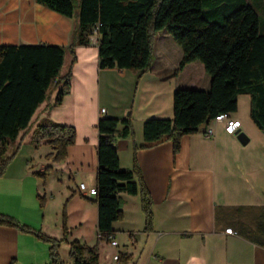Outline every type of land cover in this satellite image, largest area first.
<instances>
[{"label": "crops", "instance_id": "crops-1", "mask_svg": "<svg viewBox=\"0 0 264 264\" xmlns=\"http://www.w3.org/2000/svg\"><path fill=\"white\" fill-rule=\"evenodd\" d=\"M76 26L75 17L63 16L36 0H0V46L69 47ZM75 56L70 93L60 106L47 109L56 93L51 95L29 128L9 145L8 156L17 154L0 177V215L61 240L66 208L68 242L98 244L100 264H264V133L250 118L248 95L238 96V109L230 114L241 123L236 134H228L223 123H212V137L203 132L184 136L176 157L170 141L138 149L137 161L153 199L154 231H143L140 197L119 193L124 219L112 225L118 247L100 240L95 196L79 190L80 184L87 191L96 188L99 120L131 114L134 138H119L116 143L121 168L131 169L134 146L148 145L144 122L172 119L175 91H208L211 78L200 62L174 75L183 51L166 31L157 34L152 69L145 73L101 70L99 47L93 43L77 46ZM71 62L67 53L62 74ZM101 109L106 110L104 115ZM51 122L76 129L75 144L59 163L46 159L53 152L47 141L32 143L36 127ZM239 133L247 136L246 144L238 140ZM47 168L46 180L36 175ZM40 197L45 199L43 207ZM229 228L236 234H225ZM59 253L68 262L67 242L60 244ZM116 254L121 261L114 260ZM12 261L50 264V244L32 233L0 225V264Z\"/></svg>", "mask_w": 264, "mask_h": 264}, {"label": "trees", "instance_id": "trees-1", "mask_svg": "<svg viewBox=\"0 0 264 264\" xmlns=\"http://www.w3.org/2000/svg\"><path fill=\"white\" fill-rule=\"evenodd\" d=\"M66 17H75L77 26L69 47L53 45L0 46V177L16 156H8L9 145L25 131L36 111L48 98L56 97L47 109L61 105L70 93L72 66L77 46L91 44L89 35L98 27L99 68L148 72L154 61L155 40L166 31L183 51L175 70L178 75L188 64L200 62L211 78L208 91L179 88L173 96L172 119L144 122L148 145L134 146L133 166L123 169L116 147L119 138H134L131 114L123 119L103 117L97 129L98 171L95 202L98 205L100 240L114 234L113 223L124 219L119 193L138 195L144 214V232L154 231L153 199L146 187L137 161V150L162 141L173 144V155L180 152L184 136L201 132L217 115L235 113L238 96H250V118L264 133V29L247 0H36ZM72 62L62 74L66 54ZM47 141L53 152L48 161L59 163L68 156L76 141V129L56 123L36 127L32 143ZM50 168L36 173L46 180ZM40 205L45 199L40 197ZM0 225L32 233L50 244V264H69L62 260L59 248L69 245L70 264H100L99 245L68 242L66 208L63 211V238L57 240L21 225L14 218L0 215ZM122 257L120 256V261ZM10 264H16L12 261Z\"/></svg>", "mask_w": 264, "mask_h": 264}, {"label": "built area", "instance_id": "built-area-1", "mask_svg": "<svg viewBox=\"0 0 264 264\" xmlns=\"http://www.w3.org/2000/svg\"><path fill=\"white\" fill-rule=\"evenodd\" d=\"M98 30H99L98 27L92 29V32L89 35L91 44L92 43L97 44V45L99 44L100 35H99ZM105 113H106L105 109L100 110L101 115H104ZM212 123H223L224 129L228 134H236L238 129L240 128V125H241L240 121L232 119L230 114H228V113L219 114L207 125V127L204 130L201 131V132H203V134L206 137H212L213 136V130L210 127V124H212ZM79 190L81 191L82 194H86V195L90 194L92 196L97 195L96 188H93V189H90L87 191L86 186L84 184H80ZM225 234L235 235L236 233L233 231L232 228H229V229L225 230ZM99 238H100V236H99ZM103 241L110 243V245H112L113 247H118V242H117V240L113 234L105 237ZM132 241H134V240H132ZM119 259H120V254H116L114 256V260L119 261Z\"/></svg>", "mask_w": 264, "mask_h": 264}, {"label": "rangeland", "instance_id": "rangeland-1", "mask_svg": "<svg viewBox=\"0 0 264 264\" xmlns=\"http://www.w3.org/2000/svg\"><path fill=\"white\" fill-rule=\"evenodd\" d=\"M247 1L255 9V11L258 13L259 19H260V29H261V31H263V29H264V0H247ZM65 260L68 261L67 263H69V264L71 263V261L69 259L66 258Z\"/></svg>", "mask_w": 264, "mask_h": 264}, {"label": "water", "instance_id": "water-1", "mask_svg": "<svg viewBox=\"0 0 264 264\" xmlns=\"http://www.w3.org/2000/svg\"><path fill=\"white\" fill-rule=\"evenodd\" d=\"M208 124H203L201 127H200V130H204L206 127H207ZM238 140L242 143V144H246L248 142V138L247 136L244 134V133H239L238 134Z\"/></svg>", "mask_w": 264, "mask_h": 264}]
</instances>
